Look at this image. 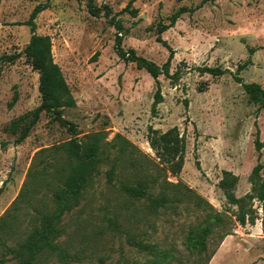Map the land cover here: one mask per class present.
I'll list each match as a JSON object with an SVG mask.
<instances>
[{
	"label": "rangeland",
	"instance_id": "374dc122",
	"mask_svg": "<svg viewBox=\"0 0 264 264\" xmlns=\"http://www.w3.org/2000/svg\"><path fill=\"white\" fill-rule=\"evenodd\" d=\"M44 3L48 7L34 20L35 33L50 38L53 61L75 99V107L62 116L74 124L80 141L102 133L101 148L109 159L97 169L81 203L62 217L57 243L66 257L46 255L39 264H144L156 252L168 255L163 264H264L261 203H243L244 211L253 213L240 225L237 206L218 186L226 171L238 179L231 190L236 198L250 193L256 130L264 166V109L252 104L234 79L264 89V0H95L96 6L109 8L100 17L88 13L85 1L1 0L0 264H18L7 248L25 238L40 213L55 209L51 197L66 159L54 148L72 138L43 112L21 144L8 131L11 121L41 102L38 73L23 50L31 36L26 22ZM180 8L188 11L160 34L174 50L172 79L159 76L163 100L152 113L153 80L119 57L110 22L122 26L123 50L133 49L162 66L168 51L156 42L157 33ZM247 59L252 65L237 72ZM199 68L225 73L212 77ZM172 129L184 141L178 174L171 173V155L154 151L147 141L152 132L159 136ZM116 134L136 148L134 157L116 154L111 146ZM122 184L140 186L145 197L129 198ZM162 196L167 198L163 206L153 203ZM203 227L210 233L206 251L198 252L187 237ZM139 242L154 249L139 250Z\"/></svg>",
	"mask_w": 264,
	"mask_h": 264
},
{
	"label": "trees",
	"instance_id": "16d2710c",
	"mask_svg": "<svg viewBox=\"0 0 264 264\" xmlns=\"http://www.w3.org/2000/svg\"><path fill=\"white\" fill-rule=\"evenodd\" d=\"M1 1V0H0ZM77 2L85 1L88 13L93 17H100L101 13L107 16L109 8L107 6L98 7L95 0H75ZM214 2L215 0H208ZM47 3L36 6L31 12L26 25L29 26L31 36L26 44L23 53L25 58L31 65V68L38 73V92L40 94V105L31 112H28L15 120L11 121L8 131L11 135L16 136L14 143L21 144L29 135L30 131L37 124L40 114L43 112L50 116L61 127L67 129L72 135V138L54 148L55 151L62 152L66 159V165H59L57 170L59 185L52 193V203L54 210L51 213H40L37 216V224L34 225L26 234L25 238L17 244L14 248H7L8 251L18 260V264H39L42 258L46 255H58L61 258L66 257V252L61 244L57 243V239L61 235V220L62 217L75 209L84 199L87 188L91 185L92 179L99 168V166L107 161L108 155L106 151L101 148L103 140L102 133H94L85 135V140L80 141L77 138L78 132L74 124L65 120L62 116L63 110L66 108L75 107V99L63 77L59 66L53 61L52 44L48 36H42L35 33V23L37 15L47 9ZM129 14L135 15L136 10H126ZM186 8L178 9L169 20L167 25L161 26L158 30L156 42L161 44L168 51V58L162 66H157L155 63L138 56L133 49L123 50L121 47L122 26L119 22L111 20V24L116 30L115 36V51L121 59L126 62L134 63L139 70L146 71L152 78L155 85V92L153 94L152 113L155 112L156 106L162 103V95L160 82L158 80L160 75L165 78L172 79L170 74V63L173 59L174 50L168 45L165 40H162L160 34L172 28L176 20L184 12ZM252 51V50H250ZM252 65L251 59H247L243 64L237 67V72H241ZM202 73H207L212 77H219L225 72L219 68H199ZM235 81L241 84L244 93L248 100L256 105L259 110L264 109V89L257 83H242L241 78L235 77ZM16 101V96L13 97L9 103L12 107ZM186 105V102H185ZM175 129L169 130L164 134L155 136L156 132H152L147 137V141L151 149L156 152L164 150L169 153L170 159L175 160L171 167V173L178 174L183 165L184 156V141L180 140L174 134ZM115 142L111 144L116 148L118 156H133L136 153V148L125 140L121 135L116 134ZM117 141V142H116ZM254 147L257 152V163L252 168L249 183L251 185L250 193L243 198H236L231 192L236 185L238 179L230 172H223V177L218 186L224 191L227 202L231 205L237 206L236 221L240 225L246 222V216L252 215L251 209L244 211L243 203L257 200L261 203L262 217L261 223L264 226V180L261 177V172L264 170L263 164L260 162L262 143L259 141V131L256 130ZM199 169V165L197 164ZM116 164L113 163L107 172V183L112 184ZM121 190L129 197L135 200H140L145 197L144 189L140 186H129L122 184ZM157 206H163L167 202L164 196L156 198ZM212 219L220 222L218 216H213ZM2 220H0V224ZM0 230L4 228L0 226ZM208 227L201 228L199 234L190 232L187 237V243L190 248L196 249L198 252L206 251L205 240L209 235ZM1 239V237H0ZM135 246L142 251H151L153 246L141 244L140 242ZM166 253L156 252L152 259L147 260L144 264H163L167 258Z\"/></svg>",
	"mask_w": 264,
	"mask_h": 264
}]
</instances>
